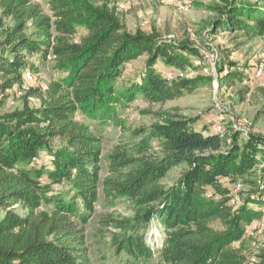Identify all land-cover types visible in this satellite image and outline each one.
<instances>
[{"label": "trees", "instance_id": "1", "mask_svg": "<svg viewBox=\"0 0 264 264\" xmlns=\"http://www.w3.org/2000/svg\"><path fill=\"white\" fill-rule=\"evenodd\" d=\"M219 1L209 7L220 15L210 34L264 37V0ZM52 4L55 21L27 0H0L3 15L16 22L2 32L0 94L22 90L25 75L37 71L30 63L34 58L47 61L53 55L69 74L45 95L27 91L21 109L0 112V264H91L73 219L92 218L101 194L108 201L133 202L140 218L115 223L119 264H148L156 255L163 264H251L234 245L247 226L264 219V137L249 133L240 144L242 133L228 135V126L220 138L212 124L164 114L151 133L158 146L142 138L104 159L101 139L76 121L79 111L97 119L118 104H163L212 85V76L167 78L195 70L191 58L205 61L206 54L187 41L165 40L156 30L128 32L106 3ZM77 28L86 35L74 43ZM139 61L141 70L125 84L124 73ZM258 65L245 63L246 75L230 73L227 79L256 75ZM37 95L40 104L34 108L29 99ZM55 140H62L57 148ZM180 167V179L168 187L165 180ZM236 184L251 187L238 209L231 203L245 191L235 195ZM153 219L164 228L157 245L147 240ZM217 221L223 230L214 228ZM253 264H264V254Z\"/></svg>", "mask_w": 264, "mask_h": 264}, {"label": "rangeland", "instance_id": "2", "mask_svg": "<svg viewBox=\"0 0 264 264\" xmlns=\"http://www.w3.org/2000/svg\"><path fill=\"white\" fill-rule=\"evenodd\" d=\"M53 0H27L29 4L37 5L41 12L56 20L53 10ZM100 6L108 4L115 8L126 30L135 33L137 30L151 32L156 30L159 35L168 41H187L200 48L206 54V60L200 61L191 58L195 70H185L167 76L181 77V79L194 80L197 77L214 78L210 86H198L191 94L169 101L163 104H148L140 101L135 104L116 105L114 110L105 114H98L93 119L88 113L79 111L76 121L88 125L101 139L103 144L104 159L109 157L116 149L142 138L150 140L156 147L159 140L153 133L155 126L163 122L164 114L171 117L178 116L182 119H195L199 124L206 123L227 127L228 135L235 131L242 133V141L249 133H255L264 137V69L261 73L253 75L252 72L244 80H228L230 73H243L246 69L242 66L249 63L255 66L264 63V37L250 38L242 32H229L222 30L215 35L209 33L212 24L220 18V15L209 7L220 3L219 0H93ZM0 19L3 21V29L0 28V42L3 40V30L14 27L16 22L3 15L0 8ZM86 32L77 28V34L72 37V42L78 43ZM1 51V50H0ZM37 67V71L30 72L32 79L24 77L22 90L17 94L6 91L0 94V112L12 111L22 108L23 97L29 90H37L39 95H45L52 84L63 83L69 74L62 70L59 61L50 55L47 61L34 58L30 61ZM142 68L139 61L128 67L124 73L125 84H130L136 78ZM246 77V76H245ZM4 79L0 75V82ZM227 82L231 84L228 85ZM17 88V87H16ZM39 95L31 97L29 103L39 107ZM248 129L250 130L248 132ZM140 131V136L132 135V131ZM248 132V133H247ZM247 133V134H246ZM62 140H55L52 146L57 148ZM153 152L160 155L156 148ZM106 167L108 162L106 161ZM106 172H104L105 174ZM183 168L174 169L165 180L170 187L181 177ZM250 186L243 187L244 196L232 202L231 205L238 209L247 198ZM82 206V204L80 203ZM151 208H156L152 205ZM140 218L136 214L133 202L126 198L117 201H108L102 194L95 205V212L86 223L73 219V232L83 235L85 248L91 264H119L115 253L114 235L119 231L115 227L117 221L131 220L137 222ZM216 230H223V223L217 221L213 224ZM147 229V240L150 245L160 244L164 228L158 219H153ZM243 240L234 245L245 257L247 263H255L258 257L264 254V219L256 223V227L247 226ZM125 260V258H122ZM255 260V262H253ZM148 264H163L156 255Z\"/></svg>", "mask_w": 264, "mask_h": 264}, {"label": "built area", "instance_id": "3", "mask_svg": "<svg viewBox=\"0 0 264 264\" xmlns=\"http://www.w3.org/2000/svg\"><path fill=\"white\" fill-rule=\"evenodd\" d=\"M173 1H175V0H169V2H173ZM263 69H264V63H260V64L258 65V67L256 68V71H257V73H261ZM169 74H170V73H169ZM172 74H173V73H172ZM174 74H176V73H174ZM167 75H168V74H167ZM25 76H26L28 79H32V76H31L30 72H28ZM167 78H168V79H173V78H176V77L170 75V76H167ZM213 129H214L215 133H216L220 138H225V137L227 136L226 129H225L224 126H222V124L215 125V126L213 127ZM249 131H250V130L248 129V132H249ZM248 132H247V133H248ZM247 133H246V134H247ZM204 134H207V133L205 132ZM46 159H47V161L50 160L49 157H47ZM243 187H244V186L241 185V184H236V185L233 187V193H234L235 195H237V193L240 192V191L242 190ZM237 199H238V197L236 196V198H235L232 202H235ZM262 211H263V213H264V207L262 208ZM257 222H260V221H255V222L252 223L250 226H253V227L255 226V227H256V223H257ZM245 232H246V231H245ZM253 262H255V260H254Z\"/></svg>", "mask_w": 264, "mask_h": 264}]
</instances>
